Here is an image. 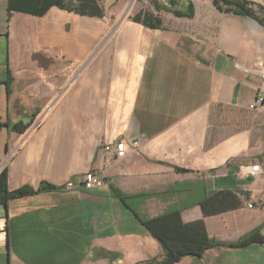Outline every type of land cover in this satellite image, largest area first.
I'll return each mask as SVG.
<instances>
[{
	"label": "crops",
	"instance_id": "obj_1",
	"mask_svg": "<svg viewBox=\"0 0 264 264\" xmlns=\"http://www.w3.org/2000/svg\"><path fill=\"white\" fill-rule=\"evenodd\" d=\"M207 6L163 29L130 18L109 38L104 18L0 0V171L12 191L41 189L0 204V264H146L164 251L137 215L177 210L219 243L261 237L179 264H264V173L249 174L264 166L263 109L250 108L264 91V25ZM90 170L104 185L82 188ZM219 190L244 204L205 218L200 203Z\"/></svg>",
	"mask_w": 264,
	"mask_h": 264
},
{
	"label": "trees",
	"instance_id": "obj_2",
	"mask_svg": "<svg viewBox=\"0 0 264 264\" xmlns=\"http://www.w3.org/2000/svg\"><path fill=\"white\" fill-rule=\"evenodd\" d=\"M164 1H167L169 5L159 0L153 2L158 11L162 10L173 13L178 18H192L196 14L195 5L192 0H186V9L180 11L175 8L179 6L178 0ZM250 4L251 2L247 0H214V5L219 9H224L225 12H233L241 17H254L264 25V18L260 19L257 17L256 12L250 7ZM223 5H225L224 8ZM55 6L84 16L99 17L100 19L105 16V10L100 5L99 0H9L8 11L43 16L51 7ZM130 18L133 22L142 24L150 29L164 28V20L155 12L142 10ZM1 84L9 87V82L0 80ZM32 123H15L13 129L19 133H24L31 127ZM8 182L9 175L7 170L4 169L0 171V204L2 205H7L11 199L33 195L41 190L23 187L17 191H12L9 189ZM41 188L48 190L56 189L55 186H51L48 183H44ZM243 204L242 198L233 190H219L200 203L205 218L238 210ZM137 216L149 234L160 243L164 251L161 259L156 260L155 258L146 264H179L185 257L201 258L206 251L216 246L237 248L261 240L260 233L257 232L238 244L219 243V241L209 237L204 219L190 223L184 222L182 219L183 213L180 210L170 211L158 217L155 216L147 219H141L139 215Z\"/></svg>",
	"mask_w": 264,
	"mask_h": 264
},
{
	"label": "rangeland",
	"instance_id": "obj_3",
	"mask_svg": "<svg viewBox=\"0 0 264 264\" xmlns=\"http://www.w3.org/2000/svg\"><path fill=\"white\" fill-rule=\"evenodd\" d=\"M154 1L155 0H99L100 5L105 10V17L102 22L109 23L112 27L110 28L109 38H112L113 35H115L116 33L115 28L117 27L118 24H121L124 21L129 20L130 17L134 16L136 13L142 10L157 13L159 16L162 17L164 22L168 24L173 23L175 21L178 23L179 22L182 23V21H179L178 18H176V16L173 15V13H169V12L162 11V10L158 11L153 3ZM159 1H161L162 3L164 2L166 5H169L167 1H164V0H159ZM192 1L194 2L195 7L197 8L198 14H201L203 12V9H207L208 7L207 3L213 7V0H192ZM250 1L256 3L259 0L257 1L250 0ZM178 2H179V6L175 7L176 9H178L179 11L186 9V4H187L186 0H178ZM254 3L251 4V7L254 8L253 10L258 11L259 13V8ZM253 114L254 113L252 112L251 116ZM262 114H264V109H263ZM262 130L264 134V128ZM262 140L264 141V135H263Z\"/></svg>",
	"mask_w": 264,
	"mask_h": 264
},
{
	"label": "built area",
	"instance_id": "obj_4",
	"mask_svg": "<svg viewBox=\"0 0 264 264\" xmlns=\"http://www.w3.org/2000/svg\"><path fill=\"white\" fill-rule=\"evenodd\" d=\"M250 108L254 110L258 109H264V91L257 95L255 100L250 104ZM140 146V143L138 141L133 143V147L136 149ZM110 146H107V149H109ZM117 150V158H124L127 156V148L125 142H119L116 145ZM264 173V166L256 163L251 165L250 175L252 177H257L259 174ZM105 178L100 174L95 172V170H90L84 175V184L82 185V188L86 190H90L92 188L100 187L104 185ZM73 183L67 184V188H73ZM249 207H253L252 204H249Z\"/></svg>",
	"mask_w": 264,
	"mask_h": 264
}]
</instances>
